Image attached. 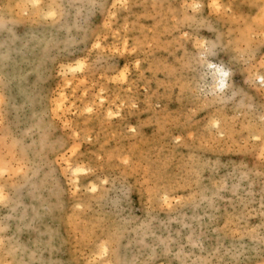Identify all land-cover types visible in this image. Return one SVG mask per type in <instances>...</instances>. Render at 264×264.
Masks as SVG:
<instances>
[{"label": "clouds", "instance_id": "1", "mask_svg": "<svg viewBox=\"0 0 264 264\" xmlns=\"http://www.w3.org/2000/svg\"><path fill=\"white\" fill-rule=\"evenodd\" d=\"M0 264H264V0H0Z\"/></svg>", "mask_w": 264, "mask_h": 264}, {"label": "snow or ice", "instance_id": "2", "mask_svg": "<svg viewBox=\"0 0 264 264\" xmlns=\"http://www.w3.org/2000/svg\"><path fill=\"white\" fill-rule=\"evenodd\" d=\"M109 115H111V113H109Z\"/></svg>", "mask_w": 264, "mask_h": 264}]
</instances>
